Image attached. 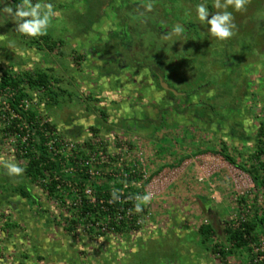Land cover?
<instances>
[{
  "label": "rangeland",
  "instance_id": "1",
  "mask_svg": "<svg viewBox=\"0 0 264 264\" xmlns=\"http://www.w3.org/2000/svg\"><path fill=\"white\" fill-rule=\"evenodd\" d=\"M98 1L32 0L33 4L51 3L56 13L47 34L61 41L50 50L40 37L16 32L14 21L3 11L13 2L0 0V75L4 70L21 74L43 69L53 81L57 80L53 82L59 94L56 104L47 103L34 91L23 102L25 109L35 110L40 127L47 122L53 125L45 135L46 145L59 158L64 176L82 172L98 183L121 181L138 190L136 195L151 193L152 200L142 204L137 228L97 234V228L105 230L108 221L81 216L71 205L78 202L75 197L82 190L90 188L89 182L56 177V195H49L47 176L32 181L24 172L13 177L9 188L15 205L16 234L5 264H246L252 255L254 262L264 264V236L248 248L221 258L211 247L220 236L213 235L203 242L198 231L202 223H210L220 233L225 221L236 224L254 202L260 212L264 211L263 191L219 152L224 141L231 155L241 153L238 161L244 160V155L253 150L259 122L264 121V8L258 7L264 5V0H250L251 20L243 24L238 22L251 13L247 5L241 12L227 9L234 16V36L252 32L253 39L247 41L255 44L242 59L240 54L235 55L240 65L226 63L216 70L219 65L214 63L210 66L213 71L208 70L210 83L187 98L172 88L182 109L198 102L213 103L220 92L219 80L237 72V85L243 90L238 97L231 96L230 103L219 107L218 114L208 122L198 121L192 108L184 113L175 111L171 107L175 101L167 89H162L144 67L113 60L116 71L101 73L108 66V54L94 50V46L111 35L123 36L126 30L115 8L122 13L125 4L133 2L141 3L144 9L149 3L158 11L164 8L158 0H117L103 6L98 22L89 26ZM217 11L222 9L209 12ZM163 12L169 21L171 12ZM193 18L198 22L197 30L209 35L207 25L201 24L196 15ZM168 23L159 26L165 35L157 46L168 51L177 46L179 52L181 43L179 35L172 32L173 26L181 24L187 35L189 31L178 20ZM210 37L207 47L213 48L215 43H211L216 38ZM240 47L234 45L235 53H240ZM174 54L169 52L172 58L166 61L167 66H176ZM206 73L203 71V82ZM10 95L11 91H4L0 96V156L24 167V146L32 143V135L26 122L9 108L6 97ZM81 120L86 124L79 123ZM235 124L240 125L245 138L231 133L230 127ZM3 173L0 166V189L5 191ZM22 186L26 190L23 193ZM91 226L95 228L92 232ZM12 256L14 259H10Z\"/></svg>",
  "mask_w": 264,
  "mask_h": 264
},
{
  "label": "trees",
  "instance_id": "2",
  "mask_svg": "<svg viewBox=\"0 0 264 264\" xmlns=\"http://www.w3.org/2000/svg\"><path fill=\"white\" fill-rule=\"evenodd\" d=\"M116 1L117 0H99L95 16L88 25L92 26L98 22L103 6L112 5ZM121 1L125 2V0ZM153 1L154 0H152V2ZM12 2V7L16 8L19 0H12ZM158 3H162L163 10L171 12L169 21L178 20L182 24H185L189 31L188 35L184 32L178 36V40L181 43L179 52L175 50L177 46L169 48V50L172 53L175 52L174 55L177 56L176 66H167L166 61L172 58L169 55L170 51L165 48H158L157 46V41L162 35H165L163 31L160 30L159 26L161 24L169 25L168 18L164 17L166 12L164 13L163 10L158 11L155 8L148 11L142 8L141 3L133 2L125 4L126 10L122 13H120L119 8H115V13L123 21L124 29H126L124 31L125 34L123 36L111 35L106 42L94 46V50L100 51L103 54H108L105 57L108 66H104L101 69L102 74H111L116 71L112 64L114 61L117 62V64H128L133 62L135 66L146 68L151 78L156 81L161 88L160 78L166 82L170 88H175L180 94H183V97L187 98L194 91L203 87V85L210 83V79L212 78L208 77V70L213 71L214 69V67L210 66L216 63L219 65L216 67V70H218L219 68L222 69L226 63L229 65H234L235 63L240 65L239 59L245 57V54L248 53L247 51L252 50L255 46L251 41H247L249 38H252V32H246L237 37L233 35L230 39L224 41L214 39V42L211 44L214 45L215 43V47H207L211 37L206 32L202 34L197 30L196 24L198 22L195 23L193 17L196 15L195 7L197 4L204 3L209 11L214 10L213 0H169L167 3L165 0H158ZM251 5L252 3L250 2L247 4V9H249L251 13L248 14L245 19L238 22L239 24L251 20ZM258 7L264 8V5H259ZM118 13L121 14V16ZM262 21L264 22V20ZM239 24H237V27L240 26ZM40 39L50 50L57 46L58 41H61L52 40L49 34L40 36ZM122 41H126V44ZM237 43L241 46L240 53H238V51L235 53L233 48ZM216 45L218 46L216 47ZM236 54L237 57L238 54L241 55L238 60L235 58ZM120 56L121 58H119ZM203 71H205V73L207 72L205 83L201 81L205 77L203 76ZM237 79V72H235V74L233 73V75L222 77L217 85L220 87V92L216 94V100L213 103L198 102L190 106L188 105L183 109L180 108L177 103L179 98L177 94H174L171 90H167L169 97L175 101L171 107L179 113H184L188 111L189 108H192L193 116L198 121L208 122L218 114L219 107L230 103L231 99L229 100V98H231V96L234 95L238 97L243 90L241 85H237ZM54 81L51 75L43 69H33L21 74H13L10 70H4L0 75V96L4 91H11V95L6 97V102L11 111L26 122L28 132L32 135L30 138L32 143H30L29 146H24L25 152L23 157L27 160L26 167L24 166L25 172L31 177L32 181L37 180L41 176H47L49 184L47 192L49 195H56L54 193V189L58 183L56 177L64 181H73L77 178L89 182L92 190V198L85 195L82 190L80 196L75 197L78 199V202H76V204L72 202L71 205L78 208L81 216L83 215L87 218L92 216L95 220L104 219L108 221L105 228L106 231L97 228V234L104 235L109 230L114 233H120L137 228L138 223L136 221L144 210V206L141 205L143 210L139 213L135 212L134 206L137 202H135L134 198L138 190H134L128 186L125 187L124 183L121 181H103L98 183L94 180H90L89 176L82 172L64 176L61 173L59 158H57V155L46 145L47 138L45 135L49 132L48 128L53 125L47 122L40 127L39 121L35 117V110L32 108H24L25 104L23 101L26 97H30L33 91L37 94L40 93L42 99L47 103L56 104L59 94L54 89ZM217 99H222L220 100L222 102L218 103ZM239 127V124L231 126V133L234 135L237 134L240 138H245L246 134L241 131ZM91 131H95V128L91 127ZM254 139L252 152L244 155V160L240 162L238 159L242 154L238 153L239 155H231L224 141H222L219 152L222 153L230 164L245 171L254 185L264 193V121L262 120L259 122ZM88 145L90 146L89 143ZM212 151L217 150L212 149ZM113 189L119 190L117 194L120 199L110 202L112 200L111 193ZM24 190L25 187L22 186L20 189L21 193H23ZM242 215V218L239 219L236 224L231 220L225 221V225L220 233H218L216 228L210 223H202L198 227L203 242L208 241L213 235L220 236V241L214 242L211 247L212 252L219 254L221 258H224L227 254H231L235 250L248 248L249 244L251 242L255 243L260 235L264 236V211L260 212L256 202H254L246 212H242ZM94 229L95 228L92 226L89 227V231L91 232L94 231ZM254 257L255 256L252 255V259L246 264H262V262H254Z\"/></svg>",
  "mask_w": 264,
  "mask_h": 264
},
{
  "label": "clouds",
  "instance_id": "3",
  "mask_svg": "<svg viewBox=\"0 0 264 264\" xmlns=\"http://www.w3.org/2000/svg\"><path fill=\"white\" fill-rule=\"evenodd\" d=\"M250 0H213V7L222 9L215 13H210L208 7L204 3L197 4L195 7L196 19L203 25H207V31L210 36L217 40L230 39L235 33L236 27L234 23L233 13L227 9L231 7L235 12L244 11L246 5ZM146 10L151 11L153 5L147 4ZM3 11L8 14L15 23V30L21 35L37 38L47 34L48 28L51 26V20L56 13L53 11L51 3H32V0H21L16 8L5 6ZM184 31L181 24L173 26L172 32L175 35H180ZM81 124H86L84 120L79 121ZM0 166L5 170V174L9 177H20L25 172V167L17 164L14 159H5L0 156ZM119 190L113 189L111 193L112 200L118 201L120 199L117 194ZM137 203L135 204V212L139 213L143 209L141 205H147L152 200V194L136 195Z\"/></svg>",
  "mask_w": 264,
  "mask_h": 264
},
{
  "label": "flooded vegetation",
  "instance_id": "4",
  "mask_svg": "<svg viewBox=\"0 0 264 264\" xmlns=\"http://www.w3.org/2000/svg\"><path fill=\"white\" fill-rule=\"evenodd\" d=\"M14 178L1 174V183L6 184V190L0 189V264L9 260L8 247L13 244L15 238V205L9 188L13 185ZM13 194V189L11 190ZM28 215V214H27ZM13 249V247H12ZM14 257L12 256V258ZM9 264V263H8Z\"/></svg>",
  "mask_w": 264,
  "mask_h": 264
},
{
  "label": "water",
  "instance_id": "5",
  "mask_svg": "<svg viewBox=\"0 0 264 264\" xmlns=\"http://www.w3.org/2000/svg\"><path fill=\"white\" fill-rule=\"evenodd\" d=\"M160 84H161L162 88L167 89V90H171L172 92H175L176 93V91L173 90L172 88H170L168 86V84L166 82H164L161 78H160Z\"/></svg>",
  "mask_w": 264,
  "mask_h": 264
},
{
  "label": "built area",
  "instance_id": "6",
  "mask_svg": "<svg viewBox=\"0 0 264 264\" xmlns=\"http://www.w3.org/2000/svg\"><path fill=\"white\" fill-rule=\"evenodd\" d=\"M126 187V186H125ZM91 192L92 190L89 188H87V190H84V193L89 197V198H92V195H91Z\"/></svg>",
  "mask_w": 264,
  "mask_h": 264
}]
</instances>
